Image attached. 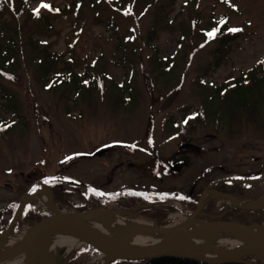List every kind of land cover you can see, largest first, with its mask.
<instances>
[{
	"label": "rangeland",
	"instance_id": "1",
	"mask_svg": "<svg viewBox=\"0 0 264 264\" xmlns=\"http://www.w3.org/2000/svg\"><path fill=\"white\" fill-rule=\"evenodd\" d=\"M75 2L32 0L39 13L44 4L64 11L35 39L62 56L48 78L67 73L84 90L101 73L99 90L51 89L36 52H21L25 40L17 41L13 79L0 77L10 95L0 98V234L16 216L7 236L20 241L53 214L25 201L43 188L65 213L118 211L157 227L188 216L197 224L264 225V205L246 209L227 200L264 198V123H186L204 106L199 81L220 85L264 59V0H82L79 12L73 5L65 12ZM213 17L240 29L228 31L235 37L224 46L212 41L218 31L206 36L219 28L209 27ZM19 22L24 37L35 30L26 17ZM100 254L86 244L63 264H101ZM241 260L264 264L252 255Z\"/></svg>",
	"mask_w": 264,
	"mask_h": 264
},
{
	"label": "trees",
	"instance_id": "2",
	"mask_svg": "<svg viewBox=\"0 0 264 264\" xmlns=\"http://www.w3.org/2000/svg\"><path fill=\"white\" fill-rule=\"evenodd\" d=\"M116 5H124L125 0H112ZM224 2V0H219ZM32 0H0V77L12 80L13 76L8 72V69L14 65L16 57L21 48H28L36 52L37 63L39 65V73L48 78L50 72H56V66L60 63L62 56L60 54L49 51V43L35 39L37 33L40 31H51L53 29V19L59 17L64 11L58 6L47 4L49 7H43V11L39 13L37 9L30 7ZM73 5V12H79L82 5V0H77L74 3H67L65 12L70 10ZM126 11V8H125ZM124 11V12H125ZM126 13V12H125ZM22 17L32 21L34 31L24 37V31L20 24ZM213 26L219 27V31L212 41L219 40V44H224L233 40L234 34L228 31V25L225 19L212 18ZM194 26L195 23H194ZM193 29V24L190 25ZM206 28L201 29L200 32L206 33ZM207 36V33H206ZM181 39L185 35L180 36ZM25 40L20 45L18 51L17 41ZM22 52V50H21ZM42 57V59H41ZM66 63L69 61H65ZM67 64H65L66 66ZM70 72V67L65 68ZM100 74H96L91 78L93 81L90 86L81 90V83L70 77L69 74L56 75L47 79L50 83L51 89L61 86H72L74 91L91 92L99 90ZM89 79V80H91ZM88 80V81H89ZM200 85L204 87L201 101L204 106L201 109L194 111L186 123H193L196 120L212 121L217 124L229 125L234 122H257L260 125L264 123V59L252 67L250 70L239 73L236 77H228L220 85H214L212 82L199 81ZM150 89V88H149ZM0 98L6 99L10 95L3 90H0ZM5 93V94H4ZM183 121V120H182ZM175 124V123H173ZM182 125V122L178 124ZM0 132H4L3 126L0 125ZM150 139V132L148 135ZM159 167V166H158ZM234 192V191H233ZM131 198V197H130ZM82 211V210H81ZM83 212V211H82ZM33 213V212H32ZM27 219L31 217L28 211L24 214ZM38 222V221H37ZM111 264H214L210 262L182 258V257H157L144 261H120L114 260ZM220 264H246L244 261L238 262H224Z\"/></svg>",
	"mask_w": 264,
	"mask_h": 264
},
{
	"label": "bare ground",
	"instance_id": "3",
	"mask_svg": "<svg viewBox=\"0 0 264 264\" xmlns=\"http://www.w3.org/2000/svg\"><path fill=\"white\" fill-rule=\"evenodd\" d=\"M212 194L217 196L214 192ZM227 200L246 209H257L264 205V198L257 201H237L228 196ZM25 201H36L39 205L56 214L72 215L71 213L60 212L52 199L50 191L46 188L26 197ZM81 222L101 232L103 236L114 242L118 247L129 251L163 248L179 232L197 224L188 216L175 224L167 226L169 228L168 232H146L144 228L154 227L155 224L144 219H132L118 211L114 215L99 212L94 216L83 218ZM250 230L264 238V225L251 226ZM17 244L18 240L16 238L10 239L8 236L3 238L0 241V257L5 256ZM85 245V241L75 229L54 225L42 231L31 248L24 250L16 258L4 264H30V261H32V264H52L54 258L66 259L72 250ZM177 255H197L212 261L232 260L252 255L255 260L264 261V247L256 246L249 236L240 231L212 229L182 245L178 249ZM99 259L101 264H107L110 261V257L102 253L99 255Z\"/></svg>",
	"mask_w": 264,
	"mask_h": 264
},
{
	"label": "water",
	"instance_id": "4",
	"mask_svg": "<svg viewBox=\"0 0 264 264\" xmlns=\"http://www.w3.org/2000/svg\"><path fill=\"white\" fill-rule=\"evenodd\" d=\"M21 210V207L18 209ZM102 212L108 215H114V211H99V210H88L80 212L77 214L66 215V214H56L53 213L45 218L39 220L28 228L22 235L18 244L5 256L0 257V264H4L10 261L13 258H16L24 250L31 248L36 242L39 234L42 233L46 228L50 226H65L70 227L78 231L80 237L85 241L86 244L90 245L92 248L96 249L100 253L110 257V261L120 260V261H144L157 257H173L177 255L178 249L190 241L192 238L205 233L212 229H234L242 232L243 234L249 236L256 246L264 247V238L259 234H256L250 230V226L245 224H239L228 221H215V222H204L195 224L188 227L187 229L179 232L174 239L163 248L159 249H150L144 251H129L124 250L118 247L114 242L109 240L107 237L103 236L101 232L96 230L93 227H90L81 220L86 217L94 216L95 214ZM196 212V211H195ZM16 219V216L13 217L11 222L7 225L6 229L0 234V241L5 238L11 231L13 223ZM146 232H168L169 228L165 227H146L144 228ZM181 257V256H179ZM188 258L213 262V263H224V262H236V259L232 260H223V261H212L204 257L197 255H188ZM65 258H57L54 264H62ZM32 264V261H30Z\"/></svg>",
	"mask_w": 264,
	"mask_h": 264
},
{
	"label": "snow or ice",
	"instance_id": "5",
	"mask_svg": "<svg viewBox=\"0 0 264 264\" xmlns=\"http://www.w3.org/2000/svg\"><path fill=\"white\" fill-rule=\"evenodd\" d=\"M42 7H45V8H47V7H49L47 4H44V5H41ZM38 11V10H37ZM217 31H219V29H217V30H214V31H212V32H209L207 35L209 36V38H214L215 37V35H216V33H217ZM229 31H231V32H236V31H240V29H229ZM47 182V181H46Z\"/></svg>",
	"mask_w": 264,
	"mask_h": 264
},
{
	"label": "flooded vegetation",
	"instance_id": "6",
	"mask_svg": "<svg viewBox=\"0 0 264 264\" xmlns=\"http://www.w3.org/2000/svg\"><path fill=\"white\" fill-rule=\"evenodd\" d=\"M218 190H221V188H218ZM222 191V190H221Z\"/></svg>",
	"mask_w": 264,
	"mask_h": 264
}]
</instances>
